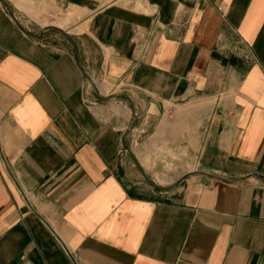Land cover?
Listing matches in <instances>:
<instances>
[{
    "label": "crops",
    "instance_id": "obj_1",
    "mask_svg": "<svg viewBox=\"0 0 264 264\" xmlns=\"http://www.w3.org/2000/svg\"><path fill=\"white\" fill-rule=\"evenodd\" d=\"M45 1L0 0V264H264V0Z\"/></svg>",
    "mask_w": 264,
    "mask_h": 264
},
{
    "label": "rangeland",
    "instance_id": "obj_2",
    "mask_svg": "<svg viewBox=\"0 0 264 264\" xmlns=\"http://www.w3.org/2000/svg\"><path fill=\"white\" fill-rule=\"evenodd\" d=\"M10 6L12 8L13 13L17 16V18L26 26H42L46 24H54L57 26H61L62 28L71 27L72 24H76L82 17L81 10L76 8V11L73 9L62 8L55 9L51 8L50 4L45 0H10ZM68 30L74 31L72 28H68ZM156 118L155 120H148L144 125V132L141 134V138L138 141L147 142L149 138L150 132L152 131V127L155 124L159 123L160 126L158 129L162 130L164 120L158 122ZM152 124V127L149 125ZM192 136L191 134H189ZM156 139L150 138L149 140ZM158 139V138H157ZM163 140V138H161ZM193 149L191 151L196 150V141L191 142ZM146 152L148 150H145ZM185 149H163L157 148L155 152V157H162L165 162L160 163L159 165L155 164H146L145 169L147 170V174H145V179L142 180L143 183H156L163 184L168 186L173 184L175 181H172L178 176H181L188 168L191 167V163L188 161L187 164H180L179 157L184 154L190 155V150ZM194 157V154H192ZM125 169L128 174H138V168L131 165H125ZM143 178V177H142ZM147 178V179H146ZM153 180H151V179Z\"/></svg>",
    "mask_w": 264,
    "mask_h": 264
}]
</instances>
